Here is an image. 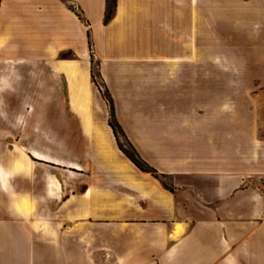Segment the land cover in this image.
Returning a JSON list of instances; mask_svg holds the SVG:
<instances>
[{
  "label": "crops",
  "instance_id": "1",
  "mask_svg": "<svg viewBox=\"0 0 264 264\" xmlns=\"http://www.w3.org/2000/svg\"><path fill=\"white\" fill-rule=\"evenodd\" d=\"M70 1L89 22L117 123L172 191L122 155L106 119L110 154L126 166L123 172L101 162L87 138L91 171L82 183L67 189L68 169L80 175L79 164L32 150L25 172L16 173L21 166L13 161L5 189L11 155H1L0 264H264V195L257 185L264 178V92L251 91L247 106L244 92L236 90L235 105H229L227 75L180 73L177 59L163 55L151 62L170 72L141 73L139 65H150L138 52L148 48L145 42L99 47L96 36L124 32L128 19L144 16L134 7L143 0H115L107 25V0ZM67 51L87 57L80 23L62 1L0 0V60L42 63L63 78L69 111L90 135L89 66L60 59ZM76 87L89 94L82 115L72 108ZM95 137L104 147L100 134ZM9 192L28 196L33 215L16 210L15 201L11 208Z\"/></svg>",
  "mask_w": 264,
  "mask_h": 264
},
{
  "label": "rangeland",
  "instance_id": "2",
  "mask_svg": "<svg viewBox=\"0 0 264 264\" xmlns=\"http://www.w3.org/2000/svg\"><path fill=\"white\" fill-rule=\"evenodd\" d=\"M60 1L80 23L87 57L78 59L71 51H67L61 53L59 58L86 61L97 85L105 86L98 78L100 63L95 55V41L89 22L74 2ZM134 4L135 9L142 8L145 11L144 16L135 14L128 19V28L124 32L118 29L100 32L96 36L99 47L109 41L112 44L121 42L120 40L128 43L135 40L145 42L144 45L148 48L138 52L141 58H147L150 65H139L141 73L170 72L171 67L161 68L151 62L152 58L163 55L177 59L180 73L195 71L198 74L205 70L213 79L215 75H227L229 105H235L232 95L234 96L236 90L244 92L243 102L247 106L252 104L251 91L264 92V0H143L135 1ZM108 8L106 3L105 15ZM114 12L115 8L111 19ZM88 44L91 46L90 51ZM79 63L85 67L83 63ZM187 63L191 65L188 66ZM90 82V113L94 131L88 135L81 130L80 119L69 111L67 86L63 78L52 74L48 66L42 63L15 66L0 60V156L11 155L4 168L7 174L5 183H8L5 189H10L9 178L12 175L13 161L16 160L21 166L16 173L25 172V161L30 160L26 152L31 153L32 150L79 164L77 171H81L80 175L78 172L73 174V169H68L67 189L76 185L75 183H82L91 171L88 165L87 138L93 142L95 155L101 162L112 166L113 170H126V166L110 154L111 138L105 125V119L108 124L110 118V107L92 83L91 74ZM98 133L104 147L99 145L95 137ZM118 142L129 151L120 136ZM53 182L56 181L52 177ZM77 185L75 187L79 189L83 186ZM52 196L58 197L56 194ZM9 200L11 208L15 201L21 212H30L31 215L35 212L34 202L28 196L17 198L9 192Z\"/></svg>",
  "mask_w": 264,
  "mask_h": 264
},
{
  "label": "trees",
  "instance_id": "3",
  "mask_svg": "<svg viewBox=\"0 0 264 264\" xmlns=\"http://www.w3.org/2000/svg\"><path fill=\"white\" fill-rule=\"evenodd\" d=\"M65 1H68V0H65ZM107 5H108V11L104 17V20H103V23L104 24H107L110 19H111V15H112V12L115 8V0H107ZM110 2V3H109ZM110 4V5H109ZM70 10V9H69ZM90 45L88 44V48H89V51H90ZM92 57V55H90V58ZM91 74V81L92 83L97 87L102 99L109 105V121H108V126L109 128L111 129L112 131V134L115 138V141H116V144H117V148L118 150L123 154V156L129 161L131 162L135 168L140 171L141 173H144V174H148L150 175L153 179L157 180L161 186L171 192L172 189L170 187H168L162 180H161V177H159L156 172L151 169L150 167H148L141 159L140 157L138 156V154L136 153V151L134 150V148L131 146V144L127 141L125 135L123 134L119 124L117 123V120L115 118V113H114V105H113V101L108 93V90L106 89L105 86L103 85H97V83L94 81V74L93 72L91 71L90 72ZM98 78L100 79V81H102L99 73H98ZM103 89V91H101ZM112 119V121H111ZM121 137L126 145L128 146V150L129 151H126L123 146H121L118 142V137Z\"/></svg>",
  "mask_w": 264,
  "mask_h": 264
},
{
  "label": "bare ground",
  "instance_id": "4",
  "mask_svg": "<svg viewBox=\"0 0 264 264\" xmlns=\"http://www.w3.org/2000/svg\"><path fill=\"white\" fill-rule=\"evenodd\" d=\"M121 10H122V7H121L120 11ZM120 11H119V14H120ZM76 89H77L78 93L76 95H73L72 98H71L72 108L76 112H78L80 115H82V112L85 109L86 104L88 102L89 94L87 93L85 87H76ZM37 157L42 158V159L44 158L41 155H37ZM0 171H1V169H0ZM56 185H57V183L53 182L51 184V188H53V186L55 187ZM89 194H90V191H88L87 195H89ZM14 207L16 208V210L19 211V208H18L17 204H14ZM19 207L21 208V206H19ZM21 209L23 210V208H21Z\"/></svg>",
  "mask_w": 264,
  "mask_h": 264
},
{
  "label": "built area",
  "instance_id": "5",
  "mask_svg": "<svg viewBox=\"0 0 264 264\" xmlns=\"http://www.w3.org/2000/svg\"><path fill=\"white\" fill-rule=\"evenodd\" d=\"M258 191L264 195V178L258 179L257 181Z\"/></svg>",
  "mask_w": 264,
  "mask_h": 264
}]
</instances>
